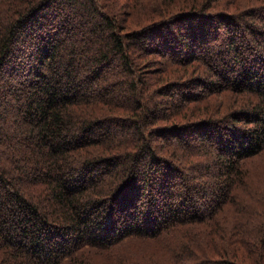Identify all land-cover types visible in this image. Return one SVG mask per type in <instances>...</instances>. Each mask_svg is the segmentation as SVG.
I'll list each match as a JSON object with an SVG mask.
<instances>
[{"label": "trees", "instance_id": "16d2710c", "mask_svg": "<svg viewBox=\"0 0 264 264\" xmlns=\"http://www.w3.org/2000/svg\"><path fill=\"white\" fill-rule=\"evenodd\" d=\"M118 6L0 0V264H264V0Z\"/></svg>", "mask_w": 264, "mask_h": 264}, {"label": "rangeland", "instance_id": "374dc122", "mask_svg": "<svg viewBox=\"0 0 264 264\" xmlns=\"http://www.w3.org/2000/svg\"><path fill=\"white\" fill-rule=\"evenodd\" d=\"M111 1V0H110ZM118 4H119V6L118 7H123V6H125V4H126V0H115ZM84 5H85V3H83ZM75 7H77V5L75 6ZM112 9V8H111ZM118 10H119V8H118ZM94 15H91V18L93 17ZM97 18L98 17H95V21H97ZM93 22V21H92ZM185 24V23H184ZM178 25V24H177ZM177 25H176V27H177ZM186 25V24H185ZM175 28V27H174ZM176 29V28H175ZM184 31H185V28H184ZM171 32V33H170ZM159 33H161V32H159ZM166 33L167 34H170L169 36H170V38H169V41H171L172 40V38H174L175 39V33L174 32H172L169 28H168V30L166 31ZM150 39H151V37H150ZM190 39V38H189ZM218 42V41H217ZM147 46H148V44H147ZM133 55H134V53H133ZM187 55V54H186ZM135 56V55H134ZM187 57H188V55H187ZM117 63H118V60H117V58L113 61V63H112V65H114L115 64V66L117 65ZM176 68H175V70L174 71H179L180 73H181V71H184L183 69V66H181V65H177V66H175ZM179 73V74H180ZM190 73H193L194 74V72L192 71V72H188L185 76H184V78L181 76H179V74H176L175 73V75L176 76H179V78H182L181 80H184V81H186L187 80V77H188V75H190ZM147 76H150V74H149V72L147 73ZM158 107H161V105H159ZM160 141L158 140V143H159ZM157 143V144H158ZM166 153H168V152H166ZM170 153V152H169ZM166 155V154H165ZM167 157L169 156V154H167L166 155ZM170 158V157H169ZM141 171V170H140ZM174 181H176L175 182V184H176V187L174 188L175 190H181L182 188H181V186H179V179H175ZM203 205V204H202ZM138 246V248H140V249H142L143 248V250L144 249H146L147 247H149V246H151V245H148L147 244V246L145 245V244H142V245H137Z\"/></svg>", "mask_w": 264, "mask_h": 264}]
</instances>
